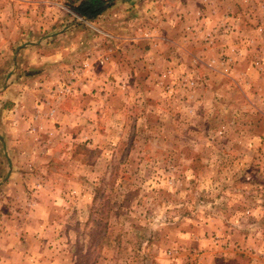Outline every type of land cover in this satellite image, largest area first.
Listing matches in <instances>:
<instances>
[{"label":"rangeland","instance_id":"obj_1","mask_svg":"<svg viewBox=\"0 0 264 264\" xmlns=\"http://www.w3.org/2000/svg\"><path fill=\"white\" fill-rule=\"evenodd\" d=\"M107 2L89 20L0 0V163L20 148L26 172L21 200L0 185V264H264L262 51L246 37L245 59L206 56L198 0ZM20 49L45 88L5 92Z\"/></svg>","mask_w":264,"mask_h":264},{"label":"crops","instance_id":"obj_2","mask_svg":"<svg viewBox=\"0 0 264 264\" xmlns=\"http://www.w3.org/2000/svg\"><path fill=\"white\" fill-rule=\"evenodd\" d=\"M199 2V10H198V17H201V19L196 21V30L198 32V38L199 40H197V42H199V45L203 46V47H212L210 51L208 52V54H206V56L212 54L213 52L216 51H225L228 54L230 53H234L235 54V58H239V60L245 59L246 55H245V49L244 45L246 42H248L247 38H251V45L258 47L259 50L262 51L261 54V58H264V0H198ZM211 14H220L221 16V23L214 25L216 22L218 21H214V23L212 24L213 26H207L208 24H206L204 21V16L208 15L209 16ZM251 14L254 15L257 14V16L255 17L254 21L251 19H248L249 22H251V24L249 26H245L243 18L244 17H240L237 16L235 14ZM205 14V15H204ZM224 15H225V19H224ZM215 17V16H212ZM224 19V20H223ZM262 20V23H260V21ZM228 23V24H227ZM220 25H227L230 29L231 32L229 35H227L226 39H221V41H218V37H214L211 36L210 38L206 37V34H208L209 32L207 31H211L212 27H220ZM209 29V30H208ZM206 33V34H205ZM245 36V39L243 38ZM247 37V38H246ZM206 39H210L209 41ZM226 40V41H225ZM222 41H225L226 43H223ZM249 43V42H248ZM256 44H261V45H256ZM197 45V44H196ZM247 45V43H246ZM252 49H249V51H251ZM19 55L17 57L16 60V56H13V62L11 64V66L8 68V70H5V74L8 75L9 80L6 81V88H5V92L9 91V90H13L15 89V92L19 91V94H23L24 92H26L27 90H31L32 86H42V87H46L44 86L45 84H47V82L43 81L44 77L37 79V80H30V76L29 75H38L35 74L36 70L38 69V67L40 66H35L34 68L32 67L30 70H32V72L26 71L25 68V60L28 59H24V56L22 55V50H19V54L18 51L14 52V54ZM259 54V53H258ZM231 55V54H230ZM9 56V55H8ZM7 56V57H8ZM231 58L234 59V57L231 55ZM250 58V57H249ZM41 60L42 57H40V55L38 56H34L31 58V62L36 64V62L38 64L41 65ZM232 65H235V60H232ZM241 62V61H239ZM228 62H226L225 64V68L228 71V67L229 66V70H230V66L231 65H227ZM24 67V68H23ZM224 68V69H225ZM22 70H24L22 72ZM20 72L22 73L23 76H19L18 80H12V78H15L16 72ZM25 75L29 76L28 79H24ZM6 76V75H5ZM45 82V84L43 83ZM16 107L18 106V104H15ZM20 105V104H19ZM16 107L12 106L10 108V110L8 111L9 114V119H7V121L4 122V124L6 125L7 122V135L4 136V139L7 137H9V140L11 142H19L21 140V132H19V129H24L21 127V123L18 126L19 129H16L13 120L11 121L10 118H12L10 116V113L12 114L13 111H17L18 109H16ZM54 111L53 107L50 109V114H52ZM48 112V111H47ZM48 115V113H47ZM39 115H37L36 117H38ZM20 121V120H19ZM33 122L31 123V125L29 126V134H31L33 137L38 138V135H36V133L38 132V129L36 127V124L34 122V120H32ZM25 127V126H24ZM23 132V131H22ZM1 137V135H0ZM2 137L0 138L1 141ZM7 152V149H6ZM7 154L9 155V157L11 156L12 159H10V161L6 164V166H4L5 168V175H3L4 173V168L0 163V178L2 176H4V181H0V185H2V190H6L7 188L10 189L11 191H18V193L20 194V199H22V190L25 189V181L24 178L22 177V175H26L25 172V167L23 165L22 162V155L24 154V151H22L20 148H11V151H8ZM19 157H21L20 161H17L19 159ZM21 162V163H20ZM2 179V178H1ZM0 179V180H1ZM18 231V230H16ZM19 232V231H18ZM20 233V232H19ZM8 248L11 247V245L9 244L7 246ZM22 258V253L20 252V259ZM6 264H17L15 261L13 262L12 260H8ZM18 264H25V262H21L19 261Z\"/></svg>","mask_w":264,"mask_h":264},{"label":"trees","instance_id":"obj_3","mask_svg":"<svg viewBox=\"0 0 264 264\" xmlns=\"http://www.w3.org/2000/svg\"><path fill=\"white\" fill-rule=\"evenodd\" d=\"M68 7L81 17L95 19L108 7L107 0H67Z\"/></svg>","mask_w":264,"mask_h":264}]
</instances>
